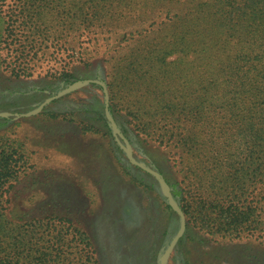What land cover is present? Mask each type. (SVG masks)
<instances>
[{
	"label": "rangeland",
	"instance_id": "rangeland-1",
	"mask_svg": "<svg viewBox=\"0 0 264 264\" xmlns=\"http://www.w3.org/2000/svg\"><path fill=\"white\" fill-rule=\"evenodd\" d=\"M243 5L0 0V159L14 173L0 253L52 244L55 227L57 264H264V87Z\"/></svg>",
	"mask_w": 264,
	"mask_h": 264
},
{
	"label": "trees",
	"instance_id": "trees-1",
	"mask_svg": "<svg viewBox=\"0 0 264 264\" xmlns=\"http://www.w3.org/2000/svg\"><path fill=\"white\" fill-rule=\"evenodd\" d=\"M252 15L253 22L250 25H247L246 22L249 21V18L245 15V13ZM240 16H244L241 27L244 29H247L248 26H253L255 30L257 31L256 35L254 36V47L252 49V58L257 61L255 66L259 70L260 75V85L259 87H264V0H244V5L242 8V12L239 13ZM264 93V90L262 91ZM259 112H258V121H257V129L256 123L253 126L254 131V143L258 147V151L261 153V157L264 159V96L259 99ZM4 150L1 151L3 154L0 159V198L1 195H5V186L8 182H10V178L14 176L13 167L11 164V156L8 155L7 152H4ZM165 178L168 181L169 185L171 186V192L174 196L177 197V195L180 194V191L178 189L177 183L172 180V178L165 174ZM1 200V199H0ZM3 228V222L1 221V213H0V231ZM51 238L60 240V236L62 233V230L58 228H49ZM57 230V231H56ZM81 231H78V233ZM48 233V234H49ZM83 239L86 246H91V243L89 242L86 235L83 233L80 235ZM38 238V237H35ZM43 240H47L44 236H41ZM58 240L52 242V244L46 245L45 243H40V241L37 240H31V243L34 242L38 247L37 251L38 254L33 255L34 259L37 261L35 264H57L59 260L63 259L62 251H60L61 245L58 244ZM28 246L26 242L21 241L16 243V249L14 246L10 247V249H4L5 253H0V264H26L21 260L20 254H21V248H27V250L30 248V251L33 253L34 249L33 247H30L32 244ZM57 245V246H56ZM13 257H10L9 253H13ZM30 252V254H31ZM27 264H33L32 262ZM94 264H98V262H94Z\"/></svg>",
	"mask_w": 264,
	"mask_h": 264
},
{
	"label": "water",
	"instance_id": "water-1",
	"mask_svg": "<svg viewBox=\"0 0 264 264\" xmlns=\"http://www.w3.org/2000/svg\"><path fill=\"white\" fill-rule=\"evenodd\" d=\"M105 91H106V97L108 98V93H107V89H105ZM107 109H108V107H107ZM141 167H143V168H145L146 170H148V171H151V172H154L153 170H151V169H149V168H146V167H144L143 165H140ZM162 182H164V183H166V181H165V179L163 180L162 179ZM167 184V183H166ZM168 185V184H167ZM169 188V187H168ZM170 189V188H169ZM178 237H176V239H177Z\"/></svg>",
	"mask_w": 264,
	"mask_h": 264
}]
</instances>
